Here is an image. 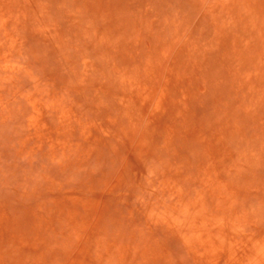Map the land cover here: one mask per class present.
Instances as JSON below:
<instances>
[{"label":"rangeland","instance_id":"1","mask_svg":"<svg viewBox=\"0 0 264 264\" xmlns=\"http://www.w3.org/2000/svg\"><path fill=\"white\" fill-rule=\"evenodd\" d=\"M0 264H264V0H0Z\"/></svg>","mask_w":264,"mask_h":264}]
</instances>
